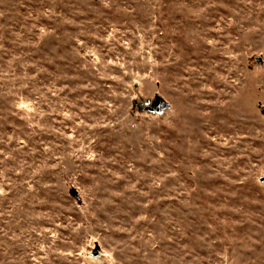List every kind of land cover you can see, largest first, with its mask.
Segmentation results:
<instances>
[{"label":"rangeland","instance_id":"1","mask_svg":"<svg viewBox=\"0 0 264 264\" xmlns=\"http://www.w3.org/2000/svg\"><path fill=\"white\" fill-rule=\"evenodd\" d=\"M0 264H264V0H0Z\"/></svg>","mask_w":264,"mask_h":264},{"label":"water","instance_id":"2","mask_svg":"<svg viewBox=\"0 0 264 264\" xmlns=\"http://www.w3.org/2000/svg\"><path fill=\"white\" fill-rule=\"evenodd\" d=\"M159 105V102H154L153 103V107L156 108L157 106ZM162 105V104H161ZM163 106V105H162ZM163 112V107H161L159 110H158V113H162Z\"/></svg>","mask_w":264,"mask_h":264}]
</instances>
